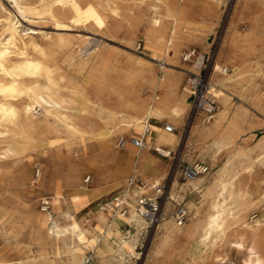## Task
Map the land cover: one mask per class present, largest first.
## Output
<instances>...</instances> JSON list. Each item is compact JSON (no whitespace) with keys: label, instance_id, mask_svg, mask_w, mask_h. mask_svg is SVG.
<instances>
[{"label":"bare ground","instance_id":"6f19581e","mask_svg":"<svg viewBox=\"0 0 264 264\" xmlns=\"http://www.w3.org/2000/svg\"><path fill=\"white\" fill-rule=\"evenodd\" d=\"M127 1L13 0V5L23 15H44L59 26L73 22L105 28L111 16L122 15ZM211 1L135 0L136 10L147 23L145 43L158 57H173L181 65L187 63L184 56L199 48V55L191 57L194 63L186 69L198 72L210 45ZM244 2L251 10L247 24L225 36L211 75L210 92L219 108L210 118L199 112L184 142L189 161H203L209 170L181 181L178 169L155 226L154 256L162 264H264V210L260 208L264 204V138L258 137L254 147H248V137L239 141L242 133L254 126L248 107L264 113V0ZM1 9L5 15L0 18V165L8 157L24 155L62 136L78 139L82 158L81 164L69 166L65 176L57 173L49 182L51 198L58 206L56 217H44L37 210L21 215L42 228L33 236V254L17 264H128L136 254L140 233L148 226L137 203L140 198L157 197L159 186L168 178L170 161L182 143L179 130L185 125L190 93L180 89L179 78L159 73L146 77L140 88L141 73L128 70L127 74L122 69L127 75H119L118 84L110 86L115 103L91 96L88 86L108 75L104 74V56L93 63L88 79L78 85L75 77L64 71L60 58L71 46L69 38L62 35L42 43L36 40L35 28L23 33L17 17L3 5ZM83 41V45H72L70 56L80 73L89 68L95 53V49L89 50L92 39L87 36ZM222 64L228 68L225 73L219 71ZM97 89L104 91L100 86ZM235 99L249 106H235ZM147 119L163 120L176 130L153 124L141 148L130 144L117 147V137L142 132ZM81 171L94 175V186H74ZM27 181L30 185L34 182L29 168ZM69 189L72 192H67ZM110 194L123 197L125 213L103 203ZM178 203L185 210L182 223H178L177 211L176 219L173 216ZM86 206V213L78 215ZM126 227L132 231L129 237L125 236ZM107 232L113 233L119 244L112 242Z\"/></svg>","mask_w":264,"mask_h":264},{"label":"rangeland","instance_id":"374dc122","mask_svg":"<svg viewBox=\"0 0 264 264\" xmlns=\"http://www.w3.org/2000/svg\"><path fill=\"white\" fill-rule=\"evenodd\" d=\"M134 2L135 0L127 1L125 3L126 8L125 10H123L122 15L114 16V17L111 16L110 23H109L110 26L108 25L105 28H101L95 25L93 26L90 23L82 24V23H73V22H68V25L66 26H59L56 23H54L50 18L44 15H37V14H32V13H28L26 15L21 14L16 9V7L13 5L14 4L13 0H0V12H1L0 18L2 15H3L2 17H4L5 15L3 13V10L1 9V5H3L4 7H6L8 10H10L14 14L13 16L15 18L16 17L18 18V19L16 18L15 21H18V25H20V28L23 29V33L30 32L32 28L36 29V40L42 43H48L52 40L55 41L59 37H63V36L67 39L69 38L68 41L70 40L72 41V42L70 41L71 46H68L67 48H65L66 52H65V49L63 50V52L66 54L62 52L60 58H62L61 61L64 63L63 64L61 62L62 66H64L63 68L64 71L66 72L68 71L70 75L72 74L71 76H73V78L75 77L73 81L77 83L78 85L83 84L85 80L88 79L89 70L91 66L93 65V63L96 60H102L101 58H103L104 56L102 60L103 61L102 63L103 64L105 63L104 74L105 75L108 74V75L104 77L105 80L104 79H96V80L94 79V81L91 83L94 87L91 86L90 84L88 86L87 92L91 96H95V97L99 95L103 96V99H105L106 102L108 101H111L112 103L116 102V95L114 92H111L110 89L112 87V84L113 85L118 84L119 78L117 77L119 75L123 76L125 74L124 76H126L127 74H129L128 70H132L134 72L137 71V73H141L140 74L142 77L140 79L141 81L137 82V84L139 85L138 87L140 88L142 84H146V80L150 77L151 74L159 73V74H166L173 78H176V77L179 78L180 79V89L181 90H184V88L187 89L186 81L190 77L191 73L193 72L187 71L186 69H190V67L188 68V66H191L194 63L192 61L194 57H192V59L187 61L185 65L179 64L173 57H170V56L167 59H162L161 57H158L154 53L153 49L149 45H147L144 41V32L146 30L147 23L144 17L142 16V14H140L136 10L137 6L135 5ZM211 3H212L211 5L213 8L211 11L212 16L210 15L209 17V21L211 22V35H210V40H209L210 45L207 49V54L212 53L214 56V59H216L218 49L220 48L222 42L224 41L225 36H227L234 28H245L247 21H248V17L251 15V10L250 8L244 6L245 5L243 4L245 3L244 0H214V1H211ZM131 4H132V8H131ZM127 11L130 14L129 13L124 14V12L127 13ZM115 19H117L118 21H116ZM212 20H213V23H212ZM140 21H143V22H140ZM129 24H131L132 27ZM133 25L135 28H133ZM128 27H130V29ZM39 29H41V31ZM129 30H133V31H129ZM1 31L2 30L0 28V32ZM52 36H53V39H51ZM87 36L92 39L91 41L92 44L90 45L89 50L95 49L94 57L92 58L94 60L92 59L90 60V63L88 65L89 68L86 69L87 71L85 70L80 73L77 70L76 65L72 64L70 61V56L72 54V45L73 46L78 45V44L83 45L85 43L83 39L87 38ZM193 51H195L196 56L199 55V52H200L199 48L198 49L194 48ZM63 55H65V57ZM205 55H203V57ZM63 59L65 61L67 60V63L64 62ZM114 63L116 64L114 65ZM136 64L138 67L136 66ZM119 66L120 67L122 66V67L118 68ZM222 66H225V65L222 64L221 67ZM148 68L150 70H148ZM122 69L126 71L127 74ZM80 79L83 82L80 81ZM102 80H104L105 82H103ZM110 81H113V82L110 83ZM98 86L102 87L104 91L100 92L97 89ZM95 91L98 93H96ZM147 91L148 90L146 89L145 92ZM232 103H234L235 106L248 105L237 99H235V101H232ZM188 104L189 105H188L187 113L185 116L186 119H184L182 123V124L185 123V125H181V128L179 130L180 135L182 136V143L177 148L178 150L176 151L177 154L175 155V158L170 161V164L172 165V167L170 168V171L168 173V178H166L163 181V183L160 185V186H163V185L166 186L167 195L170 192L172 181L178 169L180 171L179 179L181 181H185L187 180V178L184 175L185 166L187 164L193 165L199 162V161L197 162L189 161V157L185 156L186 143L184 142L187 139V136L189 134V129L191 127V124H193L197 116L196 115L194 118L190 120L191 106H192L191 97H189L188 99ZM217 108H219V105L217 106ZM248 109H250L253 115V118L255 120L254 126L248 129L247 131L243 132L241 137L239 138V141L246 140L245 138L248 137L247 138L248 147H254V145L256 144L258 140L264 138V113H262L259 110L251 109L250 107H248ZM150 121L152 125L153 124L161 125V127L163 128L166 125L165 124L166 122L163 120L150 119ZM261 123L263 126L261 125ZM117 140H118V137L116 138V143H117ZM52 142H53L52 144L44 143L42 145H39L37 146L39 149H37L36 147L24 155H21L18 157H15V156L8 157L0 165V264H5V263L6 264H17L25 260V258H27L29 255L33 254L32 251L36 247L34 246L35 244H34L33 236L36 235V233L38 232V229L42 227L39 224L32 225L30 222L26 220L24 216H21V215H24L23 213H26L29 211L37 210L44 217H49L42 210V200L44 199L42 197L49 196L52 202V210L54 212V217H56L58 206L57 204L54 203V201L51 198V194L53 191L48 187L49 182L57 175V173L61 177L65 176L71 164H81L82 163V158H80V156L78 155V151H79L78 149H80L78 139L71 138V140L70 139L67 140L66 136H62V137H54L52 139ZM28 168H29V177H32V181H34L33 183H31V185L28 184V181H27ZM39 172H40V175L38 174ZM83 172L84 171L79 172V178L75 182L74 186H77V185L90 186V187L94 186L95 184L94 175H90V174H87V172H84V173ZM89 176H90V179L89 181H87V178ZM40 183H43L44 187L40 188L38 186ZM136 183L139 185L142 184V182L140 181H137ZM263 185H264V181H263ZM35 190H37V192ZM71 190L72 189H69L67 190V192H72ZM263 192H264V188H263ZM158 196L154 197L153 199H156V198L160 199L162 203V209H163V206L166 202L167 197L166 195L160 196V192ZM115 197L116 196L114 194H110L105 198L103 203L106 201L107 203H110V201L113 200ZM119 197L123 199L122 196H119ZM262 206L260 208L261 210H264V204H262ZM14 209L16 210L18 209L19 210L18 213L14 214L13 211H11ZM88 209H89V206H86L80 209L78 212V215H84ZM105 210L108 211V207ZM176 211H177V208L175 207L174 213H173V216H175V219H176ZM96 224L97 223H95V225ZM124 231L125 233L127 232L125 235L126 237L131 236L132 231L131 230L128 231L127 227L124 228ZM107 234L112 242H117L119 244L118 240L116 239V236L113 233L107 232ZM262 234L263 235L261 237L264 238V233ZM154 235H155V226L151 227L149 225L140 233L139 239L137 241V246L135 249L136 254L132 255L133 257L131 256V258L129 257L130 260L128 264H162L161 261L160 262L158 261L157 255L154 256L155 251L153 248L157 241V238L155 239ZM13 245L16 246V249L12 248ZM29 247L31 248L30 249L31 251L26 252V250H29ZM150 252H151V255H150ZM90 254L91 253H88V255ZM63 261L65 262V259ZM188 264H196V263H188ZM228 264H234V263L231 261Z\"/></svg>","mask_w":264,"mask_h":264},{"label":"built area","instance_id":"2783aa9c","mask_svg":"<svg viewBox=\"0 0 264 264\" xmlns=\"http://www.w3.org/2000/svg\"><path fill=\"white\" fill-rule=\"evenodd\" d=\"M191 57H196L195 51H191L188 55L184 56V59L186 61H189ZM198 69L199 71L191 73L190 77L186 81V88L190 93V97L192 98L190 120L194 118L199 112H204L205 116L210 118L218 106V102L215 96L212 92H210L211 73L215 69V59L212 53L205 55L200 60ZM220 71L225 73L228 71V68L226 66H222ZM165 128L168 131L176 130L173 124H166ZM149 133L150 123L149 121H146L144 122V127L140 134H133L127 138L121 136L117 140V147L124 148L128 144H130L136 148H141L147 140ZM157 151L163 154L161 150L157 149ZM176 154L177 152H175V155ZM207 170L208 166L200 163H196L193 165L187 164L184 169V175L187 179H191L199 174L207 172ZM89 179L90 177L87 178V181H89ZM159 192L160 196H168L166 194L167 191L165 185L159 186ZM110 204L115 208H119L123 213L126 212V209L124 207L125 202L120 197H115L113 200L110 201ZM42 210L50 218L54 217V212L52 210V202L49 197H45L42 200ZM137 211L142 217H144L149 226H156L159 223L163 212L161 200L158 198H140L137 204ZM177 212L178 223H182L185 217V210L183 204H177Z\"/></svg>","mask_w":264,"mask_h":264},{"label":"crops","instance_id":"0c3cea01","mask_svg":"<svg viewBox=\"0 0 264 264\" xmlns=\"http://www.w3.org/2000/svg\"><path fill=\"white\" fill-rule=\"evenodd\" d=\"M146 121H149V123H150V131H151V128H152V123H151V121H150V119H147V120H145L144 122H146ZM143 122V123H144ZM144 125V124H143ZM141 133V132H140ZM140 133H137V134H140ZM131 135H133V134H131ZM149 136V135H148ZM148 138V137H147ZM131 146V145H130ZM197 161H199V162H197ZM194 162H197V163H200V164H203V165H206V166H208V170H209V165L207 164V163H205V162H203V161H200V160H196V161H194ZM196 164V163H195Z\"/></svg>","mask_w":264,"mask_h":264}]
</instances>
